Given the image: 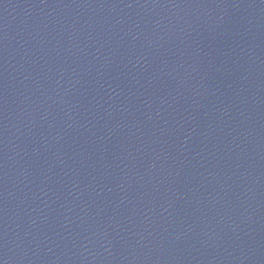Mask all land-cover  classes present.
<instances>
[{"label": "water", "instance_id": "obj_1", "mask_svg": "<svg viewBox=\"0 0 264 264\" xmlns=\"http://www.w3.org/2000/svg\"><path fill=\"white\" fill-rule=\"evenodd\" d=\"M0 264H264V0H0Z\"/></svg>", "mask_w": 264, "mask_h": 264}]
</instances>
